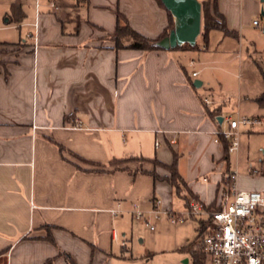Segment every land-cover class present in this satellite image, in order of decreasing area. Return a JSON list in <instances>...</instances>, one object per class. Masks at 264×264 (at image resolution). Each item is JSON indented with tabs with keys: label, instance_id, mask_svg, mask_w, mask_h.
<instances>
[{
	"label": "crops",
	"instance_id": "0c3cea01",
	"mask_svg": "<svg viewBox=\"0 0 264 264\" xmlns=\"http://www.w3.org/2000/svg\"><path fill=\"white\" fill-rule=\"evenodd\" d=\"M30 1L0 0V264L135 263L134 207L148 210L159 200L172 212L173 196L185 206L191 200L154 180L149 172H168L142 159L175 158L191 194L217 206L240 143L229 153L218 136L229 116L224 99L203 95L200 87L212 88L203 71L222 72L217 65L229 63L230 53L244 52L248 85L239 102L257 104L264 2L217 1L236 37L213 30L206 40L198 36L196 50L138 51L117 49L109 37L121 14L138 34L159 38L169 16L156 0ZM15 5L20 20L11 14ZM216 81L225 85L221 75ZM236 185L264 190L238 174Z\"/></svg>",
	"mask_w": 264,
	"mask_h": 264
},
{
	"label": "rangeland",
	"instance_id": "374dc122",
	"mask_svg": "<svg viewBox=\"0 0 264 264\" xmlns=\"http://www.w3.org/2000/svg\"><path fill=\"white\" fill-rule=\"evenodd\" d=\"M25 1H27L25 2L26 5L31 2L30 0ZM257 22L260 24L261 28L259 30H261L263 23L261 15ZM237 55L238 50L227 56L230 59L229 63L217 65L223 73L213 69L204 70L203 75L212 80V88L209 89L204 85L200 89L204 91L203 95L205 94L209 97L214 95L217 100L224 99V115L232 116L234 119L243 116H259L262 120V123L254 128L240 126V152L237 157L236 153L231 154L232 169L230 172L237 173L247 186L254 185L255 188L263 189L264 133L259 131L264 129V107L253 101L243 100V98L241 103L239 102L247 90L248 79L246 73L249 68L244 64L242 66L239 65L242 57L246 58L244 52L239 53V58ZM253 57V59L259 61L256 55ZM219 75L222 76V81L225 85L219 86L217 84L216 78ZM227 127L228 124L224 121L221 125V130L225 131ZM167 176H169V173ZM172 198L171 211L174 213H185L186 206L183 200L174 196ZM189 200L190 198L187 199V202ZM152 224L154 231L151 232L144 225L135 221L132 222L133 237L130 247L133 248L132 251L136 260L132 264H193L192 255L184 252L182 248L194 242L197 244L201 242L203 234L198 219L188 217L182 222L171 223L162 215L159 220H154Z\"/></svg>",
	"mask_w": 264,
	"mask_h": 264
},
{
	"label": "built area",
	"instance_id": "2783aa9c",
	"mask_svg": "<svg viewBox=\"0 0 264 264\" xmlns=\"http://www.w3.org/2000/svg\"><path fill=\"white\" fill-rule=\"evenodd\" d=\"M254 25L260 27L257 22ZM191 76L195 78L197 73L192 72ZM203 104L211 106L212 100L205 97ZM225 121L227 129L217 134L226 141L229 153L238 149L240 126L254 128L262 123L257 117L234 119L229 116ZM236 181L237 173L225 175L215 210L191 199L185 213H174L162 211L160 201L153 200L148 210L135 206L132 218L150 231H154L153 221L162 215L171 223L182 222L188 217L198 219L206 264H264V191L239 190Z\"/></svg>",
	"mask_w": 264,
	"mask_h": 264
},
{
	"label": "trees",
	"instance_id": "16d2710c",
	"mask_svg": "<svg viewBox=\"0 0 264 264\" xmlns=\"http://www.w3.org/2000/svg\"><path fill=\"white\" fill-rule=\"evenodd\" d=\"M156 1L159 4V6H161L165 10L161 1L160 0H156ZM217 1L218 0L200 1L201 3V31H200L199 37H201L202 40H206L208 37V34L213 30H220L226 36L236 37V34L234 32H230L227 30L225 26L224 18L218 12ZM20 10H22L20 9V5H15L11 7V14L15 19H19V20L22 19L23 17L22 11H21V18L18 17ZM167 13L169 16V25L167 29L163 32V34L157 39H148L138 34L137 32H135L129 26V23L127 19L125 18V16L121 14L117 15L116 30L109 37V39L115 44V48L117 49H131V50H138V51L162 50L159 47H156L154 43L166 37L169 34V32L173 29L172 17L169 12ZM176 49L196 50L197 44L194 47H191L185 44ZM260 73L264 80V69H260ZM255 101L257 102L258 105L264 107V92L261 93L257 98H255ZM126 160H129V159H113L110 161V163L121 164L125 162ZM142 160L152 161L154 164L163 167V169H165L169 173V176L159 177L154 172H151V173L149 172L148 174H150L154 180L165 181L171 187L172 192L175 195L182 197L183 199H187V196L185 195V193H188L191 199L197 200V198L193 196L191 192L187 189L186 184L184 183L182 178L179 176L177 169H176V159L175 158L173 159V162L171 164L162 163L155 158L142 159ZM210 208L213 210L216 209L214 205H211ZM182 250L192 255L193 264H206V258H205L206 256L202 250L201 242L198 244L194 242L190 245L185 246L184 248H182Z\"/></svg>",
	"mask_w": 264,
	"mask_h": 264
},
{
	"label": "water",
	"instance_id": "95a60500",
	"mask_svg": "<svg viewBox=\"0 0 264 264\" xmlns=\"http://www.w3.org/2000/svg\"><path fill=\"white\" fill-rule=\"evenodd\" d=\"M163 7L170 13L173 29L169 34L155 42L154 45L169 51L185 44L194 47L201 31V3L199 0H160ZM264 2V0H261ZM262 32L264 33V10H261ZM201 81L195 80L193 85L200 86ZM221 121V119H219Z\"/></svg>",
	"mask_w": 264,
	"mask_h": 264
}]
</instances>
